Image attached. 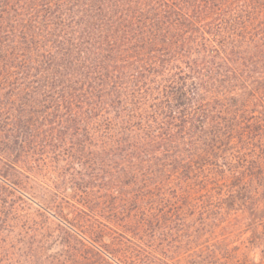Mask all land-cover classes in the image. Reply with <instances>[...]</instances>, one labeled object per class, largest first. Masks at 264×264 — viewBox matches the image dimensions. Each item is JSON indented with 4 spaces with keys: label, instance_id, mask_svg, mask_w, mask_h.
Listing matches in <instances>:
<instances>
[{
    "label": "trees",
    "instance_id": "trees-1",
    "mask_svg": "<svg viewBox=\"0 0 264 264\" xmlns=\"http://www.w3.org/2000/svg\"><path fill=\"white\" fill-rule=\"evenodd\" d=\"M1 179L0 264H160L175 223L187 264H264V0H0ZM36 184L73 207L53 254L12 235ZM129 188L172 193L105 217Z\"/></svg>",
    "mask_w": 264,
    "mask_h": 264
},
{
    "label": "rangeland",
    "instance_id": "rangeland-1",
    "mask_svg": "<svg viewBox=\"0 0 264 264\" xmlns=\"http://www.w3.org/2000/svg\"><path fill=\"white\" fill-rule=\"evenodd\" d=\"M4 182L0 180V190L3 187ZM22 187V188H21ZM36 187V189H35ZM6 192L9 195L10 199L16 201V205L20 204L22 210L20 213L28 216V221L22 219V222H18V226L12 228L14 232L12 235H15V238H22L24 243L20 249L26 253H44V255L53 254L56 251H60L62 247L60 246L61 238L65 241V228L69 227V224L59 215L60 205L64 207V213H71L73 211L72 205L66 201L68 199L59 198L55 194V189L53 185L50 188L47 186H42L36 184L34 189L23 188V186H13L6 189ZM68 196H73V191H67ZM145 194V201L148 203L159 202L156 198L152 197L153 194L159 195L161 193H172L169 190H136L129 188L128 190H115L113 197L109 200H104L102 205V214L111 218V211L113 208L117 209L126 205L125 199L120 197L122 194H128L130 196H137L140 194ZM151 196V197H150ZM120 198V199H118ZM116 202V205H113ZM134 203V200H131V204ZM68 217H72L71 214H68ZM105 219V218H104ZM194 227L197 226V223L193 224ZM189 228L184 226L183 223H175L172 230L169 229H160L155 231L156 233V244L159 246V256L163 261H160V264H187L188 250L191 252H200V250L205 246L204 237L205 235L202 232H197L195 228ZM35 234L36 238L32 235ZM209 238L214 241L216 235H210ZM82 239L81 233L79 235ZM34 240H36L34 243ZM83 243L88 244V240L83 238ZM206 240V239H205ZM214 243V242H212ZM253 255L251 254V257ZM257 258V257H256ZM258 259L252 260L248 264H258ZM255 261L256 263H253ZM230 264H235L234 262H229ZM227 263V264H229ZM203 264H215V263H204Z\"/></svg>",
    "mask_w": 264,
    "mask_h": 264
}]
</instances>
